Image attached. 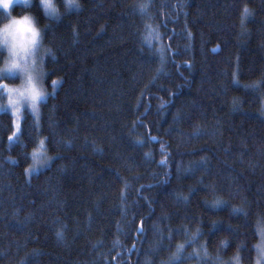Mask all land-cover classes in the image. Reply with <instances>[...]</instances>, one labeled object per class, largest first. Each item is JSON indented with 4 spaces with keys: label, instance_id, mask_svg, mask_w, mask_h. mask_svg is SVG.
<instances>
[{
    "label": "trees",
    "instance_id": "1",
    "mask_svg": "<svg viewBox=\"0 0 264 264\" xmlns=\"http://www.w3.org/2000/svg\"><path fill=\"white\" fill-rule=\"evenodd\" d=\"M57 3L12 6L57 85L13 140L0 112V264H254L264 0ZM40 140L51 160L27 176Z\"/></svg>",
    "mask_w": 264,
    "mask_h": 264
},
{
    "label": "clouds",
    "instance_id": "2",
    "mask_svg": "<svg viewBox=\"0 0 264 264\" xmlns=\"http://www.w3.org/2000/svg\"><path fill=\"white\" fill-rule=\"evenodd\" d=\"M39 2L45 17L61 15L57 0ZM79 4L80 0H63V11L76 10ZM11 5L12 0H0V83L4 85L0 88L7 97L11 92L13 104L35 106L38 100L44 99V90L33 74L36 53L43 48V28L32 12H14ZM11 73L16 74L14 83L6 79Z\"/></svg>",
    "mask_w": 264,
    "mask_h": 264
},
{
    "label": "rangeland",
    "instance_id": "3",
    "mask_svg": "<svg viewBox=\"0 0 264 264\" xmlns=\"http://www.w3.org/2000/svg\"><path fill=\"white\" fill-rule=\"evenodd\" d=\"M31 1V0H30ZM30 3L29 0H12V5L15 4H28ZM47 54V49L44 47L41 50H38L35 57V63L33 66V74L37 79L38 84L43 88L44 90V99L38 100L35 106H33L30 103H22V104H9L7 103L8 97L5 95V100L0 101V112L1 111H7L12 116L13 121V134H12V140L15 139L16 135L19 132L20 124L22 120V115L24 111L29 112L35 119H38L39 114V104L44 101L47 96L52 93L57 85V81H54L51 83L50 89L46 88V85L44 83V58ZM16 74L11 73L8 74L7 77H14ZM3 91V89H2ZM31 159L32 163L26 168L25 172L27 176H30L32 173H35L45 166H47L51 160L50 157H48V154L45 151V143L44 140H40L36 146V148L31 152ZM264 244V240L261 239V233L259 231V240L255 246L256 249V256L254 264H264V257H262L258 251L257 246ZM234 262H237L235 259ZM237 264V263H236Z\"/></svg>",
    "mask_w": 264,
    "mask_h": 264
},
{
    "label": "snow or ice",
    "instance_id": "4",
    "mask_svg": "<svg viewBox=\"0 0 264 264\" xmlns=\"http://www.w3.org/2000/svg\"><path fill=\"white\" fill-rule=\"evenodd\" d=\"M0 87H4L3 83H0ZM8 98H9V103L10 104L15 103V101L12 98L11 92H9V97ZM261 239L264 240V233L261 234ZM257 248H258V251H259L260 255L262 257H264V244L257 246ZM238 250L242 251L243 250V246L242 245L239 246Z\"/></svg>",
    "mask_w": 264,
    "mask_h": 264
},
{
    "label": "water",
    "instance_id": "5",
    "mask_svg": "<svg viewBox=\"0 0 264 264\" xmlns=\"http://www.w3.org/2000/svg\"><path fill=\"white\" fill-rule=\"evenodd\" d=\"M138 232H139V233L141 232V228L138 230Z\"/></svg>",
    "mask_w": 264,
    "mask_h": 264
}]
</instances>
